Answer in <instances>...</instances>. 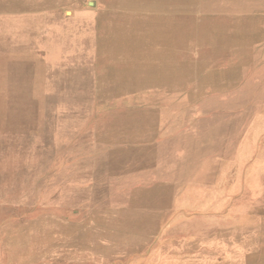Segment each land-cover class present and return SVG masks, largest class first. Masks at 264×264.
<instances>
[{
    "label": "rangeland",
    "instance_id": "374dc122",
    "mask_svg": "<svg viewBox=\"0 0 264 264\" xmlns=\"http://www.w3.org/2000/svg\"><path fill=\"white\" fill-rule=\"evenodd\" d=\"M0 264H264V0H0Z\"/></svg>",
    "mask_w": 264,
    "mask_h": 264
}]
</instances>
